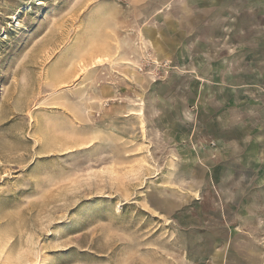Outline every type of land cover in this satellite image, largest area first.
<instances>
[{
  "label": "rangeland",
  "instance_id": "obj_1",
  "mask_svg": "<svg viewBox=\"0 0 264 264\" xmlns=\"http://www.w3.org/2000/svg\"><path fill=\"white\" fill-rule=\"evenodd\" d=\"M0 264H264V0H0Z\"/></svg>",
  "mask_w": 264,
  "mask_h": 264
}]
</instances>
